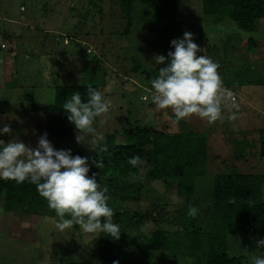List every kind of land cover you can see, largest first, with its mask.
Segmentation results:
<instances>
[{
  "label": "rangeland",
  "instance_id": "1",
  "mask_svg": "<svg viewBox=\"0 0 264 264\" xmlns=\"http://www.w3.org/2000/svg\"><path fill=\"white\" fill-rule=\"evenodd\" d=\"M175 2L170 1L157 19L140 11L147 16L142 26L148 28L135 32L141 22L135 20L129 26L117 0H0V126L12 128L11 133L0 134V139L19 138L36 147L39 135L46 132L45 119L55 88L59 84L97 85L112 100L110 112L96 122L105 138L124 129L133 131L136 126L151 132L184 128L204 137L207 174L194 181L200 205H211L217 173L239 170L264 175L260 143L264 131V19L260 30L249 34L229 20L208 23L202 0ZM146 30L155 31L161 39L142 35ZM185 31L193 33L194 42L219 64L223 86L230 93L223 100L221 118L213 123L196 115L177 121L171 109L156 108L151 100L153 78L146 79L134 68L148 60L154 64L155 54L167 56L174 50L170 41ZM251 38L258 41L252 55L247 47ZM245 77H252L255 83L245 85L241 81ZM75 135L48 139L57 149H71L73 155L91 160L98 148L77 143ZM236 142L246 146L243 157L236 155ZM147 171L144 161L138 175L118 178L117 191L109 195L114 222L117 214L127 213L124 220L116 222L121 230L118 240L106 233H84L76 224L58 230L51 212H25L21 206H8L2 195L0 264H98V242L104 245L106 240L114 242L109 254L119 264H141V259L194 264V259L177 255L174 249L155 251L153 257V250L146 251L153 233L174 235L184 229L178 217L186 205L177 181L152 179ZM260 238L229 236L227 252L244 257L248 264L249 256L258 252L256 240Z\"/></svg>",
  "mask_w": 264,
  "mask_h": 264
},
{
  "label": "trees",
  "instance_id": "2",
  "mask_svg": "<svg viewBox=\"0 0 264 264\" xmlns=\"http://www.w3.org/2000/svg\"><path fill=\"white\" fill-rule=\"evenodd\" d=\"M122 12L132 21L141 22L139 30H145L142 24L147 20L145 12L151 15L165 13V7L174 4L176 0H117ZM140 11L144 13L141 14ZM202 12L208 23L218 25L229 20L236 29L252 34L259 29L260 21L264 19V0H202ZM142 28V29H140ZM260 30V29H259ZM145 33L152 32L146 30ZM155 32V31H154ZM156 33V32H155ZM158 34V33H157ZM161 39V35L159 34ZM161 45L160 48H162ZM249 53L257 47L253 38L248 43ZM135 70L142 71L146 79L155 78L157 67H145L140 63L134 65ZM149 70V71H148ZM252 77L242 78L245 85L255 83ZM88 86L97 85H58L55 88L54 99L50 113L46 116V132L48 137L68 138L76 133L74 125L67 119V113L62 108L65 99L74 91H79L82 98L86 96ZM124 129L108 134L96 150V154L88 160L90 172H96L97 180L107 185L110 194L117 191L118 178H130L139 174L140 167L145 161L148 165L147 176L152 179L174 180L178 182L181 196L186 198V205L181 208L179 219L184 229L174 235L168 232H155L149 238L146 251L169 252L184 254L194 259V264H245L244 257H234L227 252L229 236H256L264 238V175L249 174L239 170L217 173L213 176L212 203L209 207L200 205L195 195L194 181L197 177L206 176L205 158L208 147L204 137L182 128L180 131H148L140 129ZM261 155L264 157V131L261 138ZM249 144H247L248 146ZM236 155L243 157L244 149L240 142L235 143ZM139 155L142 163L137 168H131L126 158ZM102 160L104 166L97 168L94 163ZM138 191V190H137ZM5 196V202L11 206H21L25 212L36 209H49L47 202L36 191V186L27 181L21 184L13 180H0V198ZM229 197H235V203H229ZM198 207L195 217L187 215L188 205ZM123 212L115 216L120 222L126 218ZM100 244L98 264H112L113 257L109 250L114 245L110 240ZM158 257V256H157ZM141 264H161L158 260H143Z\"/></svg>",
  "mask_w": 264,
  "mask_h": 264
},
{
  "label": "clouds",
  "instance_id": "3",
  "mask_svg": "<svg viewBox=\"0 0 264 264\" xmlns=\"http://www.w3.org/2000/svg\"><path fill=\"white\" fill-rule=\"evenodd\" d=\"M172 49L167 56L155 54L154 64H165L151 79V100L158 109H171L179 121L196 115L208 123L222 116L223 100L230 95L223 86L219 64L205 54V49L194 42L193 33L185 31L182 37L170 41ZM203 52V55H197ZM67 119L77 131L75 140L97 149L105 139L104 132L96 126L98 118L106 117L112 108V100L104 92L88 86L86 96L72 92L63 102ZM9 124L0 126V134H9ZM89 158L73 155L71 149H57L48 139V133L40 134L36 147L13 138L0 139V180H13L17 184L27 181L54 210L56 227L63 230L73 224L87 234L106 233L118 240L120 225L113 220V208L109 205V189L97 180V173L90 172ZM97 168L102 160L94 162ZM131 168H137L142 160L139 155L126 158ZM228 202L235 203V197ZM198 207L188 205L187 215L195 217ZM258 252L250 255L248 264H264V238L256 240ZM112 264H119L113 260Z\"/></svg>",
  "mask_w": 264,
  "mask_h": 264
},
{
  "label": "crops",
  "instance_id": "4",
  "mask_svg": "<svg viewBox=\"0 0 264 264\" xmlns=\"http://www.w3.org/2000/svg\"><path fill=\"white\" fill-rule=\"evenodd\" d=\"M178 24H180V22H178ZM213 27H214V26H213ZM215 30H216V28H215ZM49 31L51 32V30H49ZM49 34H51V33H48V36H49ZM145 34H146V35H153V36L157 35V33H155V32L143 33L142 35H145ZM157 38H158V40H159V36H158V35H157ZM257 45H258V41H257ZM262 46H264V43L262 44ZM2 49H3V48H2ZM251 55H252V54H251ZM148 61H149V60H148ZM148 61H146L145 64H143V65H145V67H146V66L149 67V66H148ZM12 65L14 66V68L17 66L16 63H14V62H13ZM157 66H158V65H157ZM16 69H17V68H16ZM70 72H71V71H70ZM16 73H17V72H16ZM13 79H14V77H13ZM57 85H58V84H57ZM20 88H21V86H20ZM20 88H19V89H20ZM17 90H18V89H17ZM17 90H16V91H17Z\"/></svg>",
  "mask_w": 264,
  "mask_h": 264
}]
</instances>
